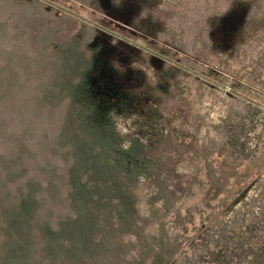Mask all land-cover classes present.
Segmentation results:
<instances>
[{
    "label": "rangeland",
    "instance_id": "obj_1",
    "mask_svg": "<svg viewBox=\"0 0 264 264\" xmlns=\"http://www.w3.org/2000/svg\"><path fill=\"white\" fill-rule=\"evenodd\" d=\"M46 1L0 0V264H264V0Z\"/></svg>",
    "mask_w": 264,
    "mask_h": 264
},
{
    "label": "water",
    "instance_id": "obj_2",
    "mask_svg": "<svg viewBox=\"0 0 264 264\" xmlns=\"http://www.w3.org/2000/svg\"><path fill=\"white\" fill-rule=\"evenodd\" d=\"M45 1H46V0H45ZM46 2H48V1H46ZM48 3H50V2H48ZM50 4H51V3H50ZM55 6H56V5H55ZM56 7H57L58 9L64 11V12L70 13V12H68V10H66V9H64V8H62V7H58V6H56ZM76 16H77V15H76ZM77 17H78L79 19H81V20H84V21H86V22H89L88 20L82 18L81 16H77ZM89 23H91V22H89ZM92 24H93L95 27H98V28H100V29L106 31L107 33H109V34H111V35H113V36H116V37H118V38H120V39H122V40H125V41L129 42L130 44H132V45H134V46H136V47H138V48H140V49H142V50H144V51H147V52H150V53L156 55L155 52L150 51L149 49H147L146 47H144V46H142V45H140V44H138V43H135V42H132V41H130V40H128V39L122 38L121 36L117 35L115 32H112V31H110V30H108V29H106V28H103V27L99 26L98 24H95V23H92Z\"/></svg>",
    "mask_w": 264,
    "mask_h": 264
},
{
    "label": "flooded vegetation",
    "instance_id": "obj_3",
    "mask_svg": "<svg viewBox=\"0 0 264 264\" xmlns=\"http://www.w3.org/2000/svg\"><path fill=\"white\" fill-rule=\"evenodd\" d=\"M148 49V48H147ZM144 51V50H143ZM151 51V50H150ZM144 52H147V51H144ZM147 53H150V52H147ZM150 54H152V53H150ZM153 56H155L156 58H159V59H161L162 57H160V55L159 54H157L156 53V55H154V54H152ZM161 60H166L165 58L163 59H161ZM167 61V60H166Z\"/></svg>",
    "mask_w": 264,
    "mask_h": 264
}]
</instances>
